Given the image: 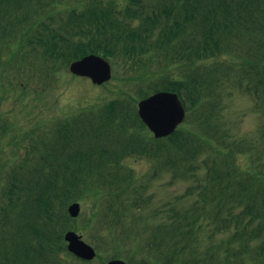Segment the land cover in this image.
Listing matches in <instances>:
<instances>
[{
	"label": "trees",
	"instance_id": "obj_1",
	"mask_svg": "<svg viewBox=\"0 0 264 264\" xmlns=\"http://www.w3.org/2000/svg\"><path fill=\"white\" fill-rule=\"evenodd\" d=\"M25 46L50 74L98 54L126 78L109 99L52 130L32 131L24 160L32 167H14L7 178L0 264H89L69 253L64 239L80 230L68 214L69 204L79 201H102L94 204L92 221L110 235L115 227L145 233L149 251L141 242L133 251L145 263L157 264L156 251L164 264H192L187 258L197 249L182 240L194 236L200 202L220 197L231 212L240 210L226 251L238 240L234 256H242L241 264H264V125L249 146L241 137L227 143L222 113L241 90L264 118V0H0V61L6 54L15 60ZM159 91L178 93L188 111L165 139H155L137 113L138 101ZM210 150L214 157L203 160ZM241 155H249L246 167ZM129 158L152 159V176L171 174L172 182L206 168L204 193L184 213L171 202L153 210L150 182L124 165ZM197 183L189 195L202 186ZM134 210L141 216L131 220Z\"/></svg>",
	"mask_w": 264,
	"mask_h": 264
},
{
	"label": "rangeland",
	"instance_id": "obj_2",
	"mask_svg": "<svg viewBox=\"0 0 264 264\" xmlns=\"http://www.w3.org/2000/svg\"><path fill=\"white\" fill-rule=\"evenodd\" d=\"M29 51L30 48L25 46L15 60H10V56L6 54L5 57L8 61L6 67H4L3 61L0 62V66H2V73H0V127L3 124L12 127L9 134L0 142V173L3 172L0 177L10 169L14 162V147L10 144L13 135L16 136L21 133V136L22 133L25 134L36 129V126L44 127L48 123L56 125L63 118L75 115L79 109L98 105L101 100L112 97V89H116L126 78L124 70H119L118 73L114 71V75H118V80L105 87H97L87 79H73L67 68H62L61 72L56 74H50L48 69L42 65V58L35 54L31 55ZM17 73L20 75L21 82L31 84L28 91L23 92L17 87H14L15 90L12 89L10 81L14 80L13 77ZM230 84L231 82L227 83L228 86ZM34 88H38L40 91L38 95L32 91ZM14 92L21 95H15ZM26 93L27 96L23 97ZM227 103L224 111H222L226 126L225 131L227 132L223 134L226 136L227 143L232 141V137H241V139L246 140V144L254 142L256 134H259L264 125L263 113L254 109V101L241 90H237L234 97L229 98ZM248 156L241 155L239 158V163L243 167L250 164ZM213 157L214 153L210 150L209 155L204 156L203 160H209ZM126 165L132 168L138 176L150 173L153 168V162L146 158L127 160ZM205 169H201L195 178L187 181L176 180L171 183V174H164L161 178L152 181L148 196L150 206L164 210L167 207L166 204L171 202L178 204L179 210L184 213V208L189 205L192 206L204 193L206 184L203 180L207 174ZM197 180L202 182V186L195 189L193 196H191L188 194V188L198 185ZM0 198H2L1 194ZM211 199H213L212 194L208 200ZM220 199L221 197L207 206L200 202L199 206L202 213L194 212L192 220L195 221L197 228L195 227L194 236L188 244L191 247L188 250L197 249L189 258L192 264H241L243 260L242 256L236 257L233 253L239 247L238 240L234 242L230 253L226 251L227 241L235 235L236 228H238L237 217L240 210L231 212L227 200L223 199L224 202H219ZM101 203L102 201L99 202V204ZM222 203L223 206L218 207ZM94 204L98 203L92 201L82 203L81 216L75 222L81 231H85V234L81 231L78 232L83 235L85 241L90 244H92L91 241H99L102 245L99 252L100 257L91 264H103L102 262H106L110 256L119 255L131 258L134 255L133 252L127 251L131 249V245L124 249L121 246L125 241L129 242L128 235L131 237L136 233H125L120 227H115L112 230V235L110 232L102 230L100 225L92 221V216L97 212ZM216 204L218 206H215ZM135 216L139 217L140 213H135ZM206 216L207 220L205 219ZM134 232H137V229ZM113 235L116 238L115 241L112 240ZM104 239L106 240L105 243ZM218 244H224L222 249L218 248ZM92 245L94 246V244ZM178 246L180 247V245ZM182 246L186 247L184 242ZM209 248L210 250L207 251ZM138 260L136 257L135 262ZM242 264L249 263L244 262Z\"/></svg>",
	"mask_w": 264,
	"mask_h": 264
},
{
	"label": "water",
	"instance_id": "obj_3",
	"mask_svg": "<svg viewBox=\"0 0 264 264\" xmlns=\"http://www.w3.org/2000/svg\"><path fill=\"white\" fill-rule=\"evenodd\" d=\"M70 70L78 76L89 77L95 84H103L112 77L110 64L101 57L88 56L72 63ZM185 108L178 95L161 92L139 103V115L157 138L172 134L185 119ZM73 217L80 213V205L74 204L69 209ZM69 250L80 258L92 260L96 256L93 247L82 240L75 232L66 235ZM109 264H125L112 261Z\"/></svg>",
	"mask_w": 264,
	"mask_h": 264
}]
</instances>
